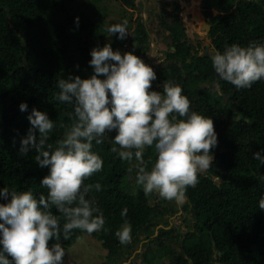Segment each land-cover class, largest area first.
Instances as JSON below:
<instances>
[{"label":"trees","instance_id":"1","mask_svg":"<svg viewBox=\"0 0 264 264\" xmlns=\"http://www.w3.org/2000/svg\"><path fill=\"white\" fill-rule=\"evenodd\" d=\"M69 1L0 0V187L30 189L37 198L47 196L48 190L40 181L48 168L38 166L34 150L26 154L19 151L20 140L31 127L27 116L33 107L48 114L55 122L48 143L55 147L71 124L66 113L72 111L70 104L55 98L59 91L56 82L65 78L64 71L89 77L90 50L104 45L93 36L92 23L77 26L70 17L57 21V12L64 13ZM118 1L124 8L135 7V0ZM202 5L209 19L213 55L234 42L242 46L249 41L264 42V0H202ZM176 9L177 13L181 10L177 5ZM211 9L219 14L212 16ZM160 24L168 32L171 51L167 59L173 64L155 71L157 79L153 82L179 84L191 108L212 118L218 139L211 150L215 152L211 166L206 172H198V183L187 188V202L180 207L191 213L192 230L182 233L173 227L165 229L168 220L164 215L169 208L149 204L148 193L135 179L140 162L133 168L130 161L121 160L120 149L106 138L100 145L93 142L92 149L103 158L102 169L84 180L85 184L99 182L102 186L99 191L90 188L86 198L102 211L105 225L92 233L74 228L67 239L61 235L60 242L68 246L83 234H91L106 251V259L115 262L122 251L133 247L132 241L141 233L153 236L154 228L162 224L153 239L156 249L142 255L147 264H158L162 258H167L168 264H264V165L259 166L252 156L264 149V80L237 89L218 77L210 55L192 52L177 15L170 22L162 19ZM91 26L85 39L68 32V27L81 32ZM144 30L143 24L137 23L132 40L142 44L138 34L146 37ZM216 88L221 96L215 93ZM21 102L27 103V110H19ZM155 155L154 148H145L147 168H151ZM150 195L154 196L153 192ZM125 207L127 214L122 216ZM51 210L62 228L65 218L55 206ZM126 224L131 225V239L121 243L116 233ZM55 242L50 240L49 246ZM172 244L178 245L179 251Z\"/></svg>","mask_w":264,"mask_h":264},{"label":"clouds","instance_id":"2","mask_svg":"<svg viewBox=\"0 0 264 264\" xmlns=\"http://www.w3.org/2000/svg\"><path fill=\"white\" fill-rule=\"evenodd\" d=\"M78 21L75 17L77 26ZM106 30L124 39L127 20ZM90 57L89 77L69 74L56 82L55 98L70 104L72 111L66 113L71 124L55 147L48 143L55 127L48 114L33 107L27 116L31 127L21 138L19 151L34 150L38 166H47L48 174L40 184L48 192L37 198L30 189L0 187V200L5 201L0 202V264H63L61 235L67 239L74 228L92 233L104 227L102 211L86 198L90 188L99 191L102 186L84 180L102 169L103 158L92 150L93 142L100 145L109 133L115 132L111 140L120 148L121 160L140 162L136 183L145 192L174 199L178 205L186 201L187 188L198 183V172L211 166V150L218 144L213 120L191 108L179 84L164 81L162 91L153 89L157 79L153 67L131 51L113 50L110 43L93 47ZM211 60L218 77L237 89L264 80V42L249 41L243 46L234 42L216 51ZM18 107L28 109L26 102ZM148 146L156 154L150 169L143 160ZM262 152L252 153L259 166L264 165ZM52 206L65 218L62 228ZM126 214L127 208H122L121 215ZM130 233L131 225L126 224L116 235L127 243ZM50 240L57 242L49 246Z\"/></svg>","mask_w":264,"mask_h":264},{"label":"rangeland","instance_id":"3","mask_svg":"<svg viewBox=\"0 0 264 264\" xmlns=\"http://www.w3.org/2000/svg\"><path fill=\"white\" fill-rule=\"evenodd\" d=\"M176 5L181 9L177 13ZM202 0H135L134 8H124L118 0H70L63 12H57V21L64 22L66 17L71 19L79 17L78 24L86 25L92 23L94 29L87 27L86 31H78L75 28L68 27V32L76 37L85 39L89 31L93 29V36L100 41L110 43L113 50H119L122 54L126 51H131L139 56L146 64L153 67L154 71L168 68L173 63L167 59V54L171 51V42L168 32L162 27L160 21L170 22L177 15L179 21L185 29L186 42L192 46V52L198 55H211L213 50L208 36L209 19L205 15ZM212 16H216L219 12L211 9ZM177 13V14H176ZM127 20L128 34L124 39H118L115 34L109 35L107 27L111 24L121 23ZM137 23L143 24L146 37L141 33L139 41H133L132 36L136 31ZM103 28V30L101 29ZM94 39V38H93ZM143 39V40H142ZM74 71V70H73ZM65 78L69 74L75 76L77 72L64 71ZM164 82H152V88L157 91H162ZM207 87V86H205ZM210 90H213L211 88ZM215 93L221 96L219 89H215ZM115 132L108 134V141L114 145L111 137ZM119 148L118 146H115ZM120 149V148H119ZM215 153V152H214ZM213 153V156H214ZM137 160H130V166L134 168ZM200 170L199 172H206ZM133 181L132 176L129 178ZM214 180L220 181L218 178ZM134 188V184L130 186ZM148 193V192H147ZM153 195L148 193L149 204L152 207L165 206L169 208V212L164 215L168 220V226L165 229L174 228L176 231L184 233L188 229L192 230L193 221L192 215L188 211L181 210V205L176 201L167 200L156 192ZM186 201L182 204L184 205ZM163 225L159 224L154 229L152 236L141 233L138 238L132 241L133 247L125 249L115 262L106 259V251L101 247L97 238L91 234H83L79 239L74 240L70 245L64 246L65 255L63 257L64 264H147L143 261L142 255L147 250H155L157 241H153L158 235V229ZM189 227V228H188ZM139 239V240H138ZM175 251H179V246L172 244ZM158 264H168L167 258L159 260Z\"/></svg>","mask_w":264,"mask_h":264},{"label":"water","instance_id":"4","mask_svg":"<svg viewBox=\"0 0 264 264\" xmlns=\"http://www.w3.org/2000/svg\"><path fill=\"white\" fill-rule=\"evenodd\" d=\"M23 45H25V43H23ZM212 56H213V54L210 55V57H212ZM211 87L213 88L214 86L211 85ZM222 96H223V102H224V103H227V98H226V96H225V95H222ZM129 178H130V176H129ZM212 244L214 245V242H212ZM217 255H220V253H217Z\"/></svg>","mask_w":264,"mask_h":264}]
</instances>
